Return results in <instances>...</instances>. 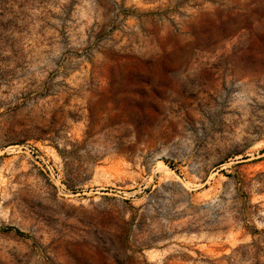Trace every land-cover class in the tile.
<instances>
[{"label":"rangeland","instance_id":"374dc122","mask_svg":"<svg viewBox=\"0 0 264 264\" xmlns=\"http://www.w3.org/2000/svg\"><path fill=\"white\" fill-rule=\"evenodd\" d=\"M0 264H264V0H0Z\"/></svg>","mask_w":264,"mask_h":264}]
</instances>
